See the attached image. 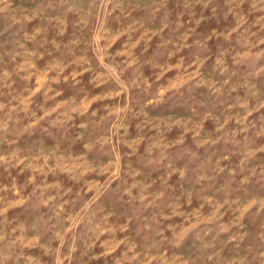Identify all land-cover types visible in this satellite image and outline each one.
<instances>
[{"label":"rangeland","instance_id":"374dc122","mask_svg":"<svg viewBox=\"0 0 264 264\" xmlns=\"http://www.w3.org/2000/svg\"><path fill=\"white\" fill-rule=\"evenodd\" d=\"M0 264H264V0H0Z\"/></svg>","mask_w":264,"mask_h":264}]
</instances>
